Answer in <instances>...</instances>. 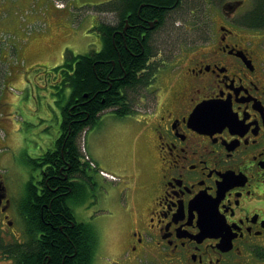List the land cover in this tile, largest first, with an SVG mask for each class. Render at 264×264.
<instances>
[{
	"label": "flooded vegetation",
	"instance_id": "af4514ba",
	"mask_svg": "<svg viewBox=\"0 0 264 264\" xmlns=\"http://www.w3.org/2000/svg\"><path fill=\"white\" fill-rule=\"evenodd\" d=\"M31 1L0 0L2 61L12 50L5 38L20 31L17 10ZM119 1L111 2L112 20L95 19L100 46L93 53L103 50L104 24L115 48L117 34L127 47L142 25L147 0L136 9L138 18L132 16L137 2L123 16ZM176 3L163 20L148 22L154 48L140 72L147 81L132 102L143 105L139 115L150 129L139 136L146 170L140 184L133 171L121 194L128 207L116 205L117 194L101 197L104 186L89 168L71 175L74 188L80 181L89 188L84 204L67 202L75 216L70 226L85 224L83 264H264V0ZM202 104L210 105L196 114ZM7 115L0 123L16 147L14 114ZM47 154L34 173L0 172V264H22L24 255L51 258L43 247V209L38 222L31 214L50 187Z\"/></svg>",
	"mask_w": 264,
	"mask_h": 264
},
{
	"label": "trees",
	"instance_id": "16d2710c",
	"mask_svg": "<svg viewBox=\"0 0 264 264\" xmlns=\"http://www.w3.org/2000/svg\"><path fill=\"white\" fill-rule=\"evenodd\" d=\"M144 1L120 0L122 6L119 14L124 16L125 12L129 11V7L137 2L132 16L138 18L136 9ZM179 1L147 0L148 4L146 3L140 11V14H143L141 16L143 21L139 23L142 25L135 28L134 37L129 40L127 47L123 36L117 34L118 49L115 48L111 39V28L104 24L101 29L104 31V41L107 44L104 42L100 53L72 56L65 61L64 66L56 68L63 69L64 86H70L71 93L64 98L62 133L56 140L59 150L49 151L46 158V164L52 166L49 167V173L52 175L50 187L47 188L46 196L36 197V206L31 213L37 217L36 221H40L41 209H43L44 223L42 222L41 226L42 231L47 235L43 247L49 251L51 258L44 260L42 254L35 258L24 255L25 261L22 264H83L87 261V243L80 231L85 230V224L78 221L76 226L71 227L70 221L75 219L74 210L67 208L69 200L73 207L76 202H86L89 197V189L84 181H80L78 188H74V184L70 183L72 174L82 175L85 173L84 169L90 167L87 161L83 162L85 157L80 149V138L87 128L91 129L99 123L102 112L116 108L115 114L122 117L133 111L134 97L148 78V74H140V72L154 48L152 39L150 41L152 31L147 29L148 22L155 19L159 22L163 20L168 7L175 2L178 5ZM112 5L115 4L110 3L103 11L109 12ZM155 25L158 26V23ZM143 32L146 33V38L141 41ZM63 165L65 169L61 172ZM44 202L46 207L43 205ZM29 211L30 209L25 211L27 221L26 216H30Z\"/></svg>",
	"mask_w": 264,
	"mask_h": 264
},
{
	"label": "rangeland",
	"instance_id": "374dc122",
	"mask_svg": "<svg viewBox=\"0 0 264 264\" xmlns=\"http://www.w3.org/2000/svg\"><path fill=\"white\" fill-rule=\"evenodd\" d=\"M59 1L66 3L67 7L61 8L57 12L53 8L55 0H32L27 9L20 10L19 8L17 10V17H19L20 31L16 35L5 38L6 45L12 48V50L6 54L4 61L0 59V64L4 62L3 71L5 73V81L0 88V98L4 101L5 98H12L13 96L20 102L13 107L11 102L6 99L1 109L3 116L0 118L2 119V123H6L7 120L5 118H11V115L7 114L16 115L14 124L19 125L21 128L22 136L19 140L25 149L22 153L19 150L16 156L17 165H12V171L18 169L22 175L30 174L33 169L34 163L28 162L26 151L34 143L36 131H40L38 137H44L48 133L50 135L55 131H59L55 137L57 139L60 135L62 116L59 113L58 120V116L51 110L52 119L48 123L50 128L41 132L44 121L35 119V117L46 113V99L41 98L37 102L38 110L32 112L33 116L21 118L20 116L24 113L26 105L29 103V94H33V91L32 86L27 83L28 88L26 91L22 90L24 91L22 92L14 85L16 84L14 82L20 75L24 76L26 82H33V74H36L37 69H43L41 66H35L36 64H44L49 66V68H53V64H58L55 66L63 64L71 52L74 54H86L95 51L100 46V42L96 33L92 31L96 22L94 14L97 13L98 20H112L111 13L96 10L94 6L102 3L107 4L108 1L112 2L113 0ZM33 66L35 68L31 72V67ZM61 71L62 69H53V72L56 74H60ZM59 88L62 89L64 98L70 95L68 86L60 85ZM64 98H60L61 102ZM61 106L62 104L58 103V107ZM141 118L140 115L135 114L126 117L123 119L124 121L113 116L109 118L103 117L100 123L92 129H88L85 135H82L79 142L81 150L84 151L83 148L85 146L88 153L101 168L107 169L122 179V182L118 183L109 182L103 177L98 178L104 186L103 193L100 194L101 197L104 196V191H108L114 195L117 194L115 195L116 205H121L123 208L128 206L121 194L123 195L124 192L129 190L133 171H136L134 172L136 175H140V184L146 170L145 159H139L140 146L137 144V135L143 132L149 133L150 129L147 125L143 124L144 119ZM110 120L113 121V124H111ZM103 133L105 136L102 139ZM6 135V129L0 123V138L3 140ZM8 138L9 136H7ZM9 141L10 138L7 142ZM42 144L43 140L38 143V146L42 147ZM151 144L153 145V143ZM47 147L49 146H46V149ZM56 147L55 140L51 148L56 149ZM7 148L10 151L5 150L0 153V170H4L8 166L6 161L11 155V151L14 152V148ZM136 149L138 150L137 159H135ZM46 151L48 150L44 152ZM77 216L79 220L83 219L82 215L77 214Z\"/></svg>",
	"mask_w": 264,
	"mask_h": 264
},
{
	"label": "crops",
	"instance_id": "0c3cea01",
	"mask_svg": "<svg viewBox=\"0 0 264 264\" xmlns=\"http://www.w3.org/2000/svg\"><path fill=\"white\" fill-rule=\"evenodd\" d=\"M55 65H58V64H53V66ZM33 78V76H32ZM34 79V78H33ZM16 85L20 91L24 90L26 91V81L24 79V76L23 75H20V80L16 82ZM54 86L53 85H49L46 89H45V93H40L42 94L40 96V94H35L34 97L31 96L30 98H28V104H27V107L25 108V111L24 113L26 115H32V114H29V113H32L37 109V102L41 99L39 97H43L44 99H46L45 103H46V109H45V112L44 114H41L42 117H45V123L44 125L42 126V128H50V126L48 125L49 121H51V117H52V113L50 112L52 110V112L55 114V112H58L59 111V107H58V103L60 102V97L58 96L57 94V90L55 88H53ZM22 91V92H24ZM39 98V100H37ZM59 98V99H58ZM17 99V98H16ZM13 101L15 102V99H13ZM20 103L17 101V104ZM59 115V112L56 114V116ZM23 116V115H21ZM20 116V117H21ZM31 117V116H30ZM51 118V119H50ZM50 119V120H48ZM58 120H59V116H58ZM45 129V130H46ZM51 132V131H50ZM59 133V131H55L53 134H50V137L49 136H44L43 137V146H53L54 144V138L56 137V135ZM21 134H20V137L21 138ZM41 142V140H39V143ZM30 151H36L35 148L31 147L29 149Z\"/></svg>",
	"mask_w": 264,
	"mask_h": 264
},
{
	"label": "bare ground",
	"instance_id": "6f19581e",
	"mask_svg": "<svg viewBox=\"0 0 264 264\" xmlns=\"http://www.w3.org/2000/svg\"><path fill=\"white\" fill-rule=\"evenodd\" d=\"M152 1V0H151ZM135 3V2H134ZM136 4V3H135ZM156 5V4H155ZM129 7V6H128ZM130 8V7H129ZM131 8H132V6H131ZM134 8V7H133ZM129 10V9H128ZM130 10H132V9H130ZM133 10H135V9H133ZM128 14V13H127ZM133 14H134V12H133ZM161 14V13H160ZM126 15V14H125ZM143 15V14H142ZM154 16V15H153ZM128 17V16H127ZM157 18V17H156ZM130 19V18H129ZM123 27V26H122ZM147 27V26H146ZM108 29V28H107ZM116 29V28H115ZM112 30V29H111ZM107 31V30H106ZM111 34V33H110ZM105 40V39H104ZM144 40V39H143ZM123 41V40H122ZM104 42H106V41H104ZM106 44H107V42H106ZM115 56V55H114ZM56 117V116H55ZM70 149V148H69ZM59 150V149H58ZM69 152V151H68ZM79 155V154H78ZM60 156V155H59ZM59 159H60V157H59ZM47 176V175H46ZM29 183V182H28ZM53 185V184H52ZM40 188V187H39ZM69 190V189H68ZM49 207V206H48ZM49 210V209H48ZM34 214V213H33ZM35 216V215H34ZM37 218V217H36ZM35 219V218H34ZM39 219V218H38ZM38 221V220H37ZM36 221V222H37ZM44 223V222H43ZM41 231V230H40ZM82 231V230H81ZM36 236V235H35ZM37 238V237H36ZM71 239V238H70ZM43 240V239H42ZM83 241V240H82ZM84 242V241H83ZM82 243V242H81ZM87 243V242H86ZM37 244H38V242H37ZM57 244V243H56ZM88 244H90V243H88ZM49 245V244H48ZM31 247V246H30ZM80 247V246H79ZM90 248V247H89ZM79 250H81V249H79ZM73 252V251H72ZM81 252V251H80ZM88 252V251H87ZM68 255V254H67ZM91 255V254H90ZM27 258V257H26ZM82 259V258H81ZM80 259V260H81ZM29 260V259H28Z\"/></svg>",
	"mask_w": 264,
	"mask_h": 264
},
{
	"label": "water",
	"instance_id": "95a60500",
	"mask_svg": "<svg viewBox=\"0 0 264 264\" xmlns=\"http://www.w3.org/2000/svg\"><path fill=\"white\" fill-rule=\"evenodd\" d=\"M203 108V106H201L199 109H197V112L200 111Z\"/></svg>",
	"mask_w": 264,
	"mask_h": 264
}]
</instances>
